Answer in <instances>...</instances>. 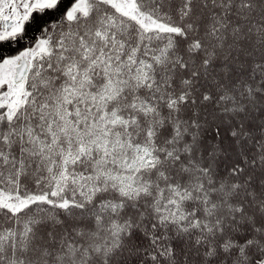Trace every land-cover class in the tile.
<instances>
[{
	"label": "snow or ice",
	"instance_id": "6c2138e0",
	"mask_svg": "<svg viewBox=\"0 0 264 264\" xmlns=\"http://www.w3.org/2000/svg\"><path fill=\"white\" fill-rule=\"evenodd\" d=\"M0 264H264V0H0Z\"/></svg>",
	"mask_w": 264,
	"mask_h": 264
}]
</instances>
